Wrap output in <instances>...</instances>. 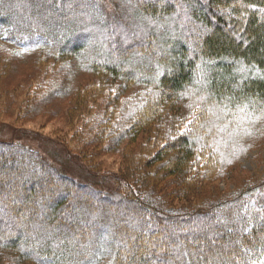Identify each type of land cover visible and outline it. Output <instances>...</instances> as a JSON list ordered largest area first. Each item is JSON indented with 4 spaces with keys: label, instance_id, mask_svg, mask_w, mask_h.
I'll use <instances>...</instances> for the list:
<instances>
[{
    "label": "trees",
    "instance_id": "obj_1",
    "mask_svg": "<svg viewBox=\"0 0 264 264\" xmlns=\"http://www.w3.org/2000/svg\"><path fill=\"white\" fill-rule=\"evenodd\" d=\"M0 101V264H264V0H0Z\"/></svg>",
    "mask_w": 264,
    "mask_h": 264
},
{
    "label": "rangeland",
    "instance_id": "obj_2",
    "mask_svg": "<svg viewBox=\"0 0 264 264\" xmlns=\"http://www.w3.org/2000/svg\"><path fill=\"white\" fill-rule=\"evenodd\" d=\"M101 1L105 4H108L109 1L111 0H98ZM0 105H1V101H0ZM7 105H9V103H7ZM262 122L261 119L256 120V123H260ZM13 124H17L20 125L18 123L17 118L14 120L13 118H8L6 116H3V119L0 118V138H5V139H13L15 137H18V134H23L22 133V129H17L13 126ZM25 127L27 129H32V130H37V131H41L42 133H45L47 135H52L53 132L59 131L58 129H61L62 131H66V128L64 125H62L60 123V121H53V122H48V120L46 119H41L38 118L36 120H34V122L31 123H25ZM254 124V123H253ZM43 126V127H42ZM264 141V140H263ZM29 143L31 144L32 142L29 141ZM260 145H264V142L261 143ZM258 145V146H260ZM256 146V147H258ZM257 151V158H247V159H242V163H240V167L243 169H248V171L250 172V170H252V172H261L264 169V149L263 150H256ZM255 152V151H254ZM252 152V153H254ZM103 160L106 163V166L113 172H117L119 171L121 165H122V161L120 159L119 156L117 155H108L106 157L103 158ZM53 162H55L57 165H59L60 167H62V169H66L65 168V163L63 161V159H61V156L59 157V159H54ZM67 168L69 169V166H67ZM76 175H79L78 173H75ZM82 177V176H81ZM221 187H223L222 189H226V188H230L232 189L234 187L233 183H221L220 184Z\"/></svg>",
    "mask_w": 264,
    "mask_h": 264
}]
</instances>
